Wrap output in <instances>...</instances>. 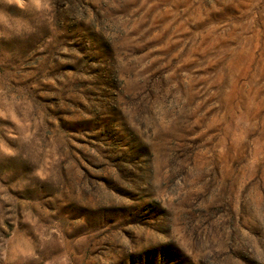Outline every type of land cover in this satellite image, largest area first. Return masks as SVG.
<instances>
[{
    "label": "rangeland",
    "instance_id": "rangeland-1",
    "mask_svg": "<svg viewBox=\"0 0 264 264\" xmlns=\"http://www.w3.org/2000/svg\"><path fill=\"white\" fill-rule=\"evenodd\" d=\"M0 264H264V0H0Z\"/></svg>",
    "mask_w": 264,
    "mask_h": 264
}]
</instances>
